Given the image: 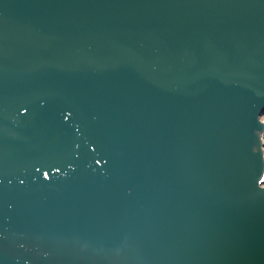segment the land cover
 Returning <instances> with one entry per match:
<instances>
[{"label": "water", "instance_id": "1", "mask_svg": "<svg viewBox=\"0 0 264 264\" xmlns=\"http://www.w3.org/2000/svg\"><path fill=\"white\" fill-rule=\"evenodd\" d=\"M264 0H0V264H264Z\"/></svg>", "mask_w": 264, "mask_h": 264}, {"label": "rangeland", "instance_id": "2", "mask_svg": "<svg viewBox=\"0 0 264 264\" xmlns=\"http://www.w3.org/2000/svg\"><path fill=\"white\" fill-rule=\"evenodd\" d=\"M260 122L264 124V114L260 117ZM264 128V126H263ZM252 153L257 157L263 167L262 176L264 177V130H256L252 136ZM264 187V185H263Z\"/></svg>", "mask_w": 264, "mask_h": 264}, {"label": "bare ground", "instance_id": "3", "mask_svg": "<svg viewBox=\"0 0 264 264\" xmlns=\"http://www.w3.org/2000/svg\"><path fill=\"white\" fill-rule=\"evenodd\" d=\"M264 185V184H263Z\"/></svg>", "mask_w": 264, "mask_h": 264}]
</instances>
